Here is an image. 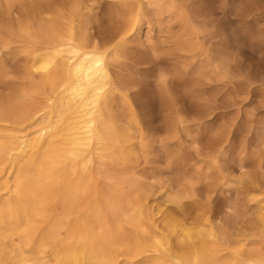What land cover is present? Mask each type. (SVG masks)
Returning <instances> with one entry per match:
<instances>
[{
    "label": "rangeland",
    "instance_id": "1",
    "mask_svg": "<svg viewBox=\"0 0 264 264\" xmlns=\"http://www.w3.org/2000/svg\"><path fill=\"white\" fill-rule=\"evenodd\" d=\"M39 1L66 14L83 4L99 45L129 18V4L140 10L136 30L111 62L119 79L133 82L123 85L115 108L131 147L118 164L102 168L105 189L124 187L130 203L147 197L148 214L160 221L167 215L179 222L192 215L212 219L231 250L238 244L229 237L257 233L264 212V0ZM27 5L0 0L6 104L22 101L30 65L24 48H4L1 38L18 37L17 16L25 20ZM9 6L11 17L4 13ZM8 190L0 186V196ZM43 257L39 264L56 263L54 251Z\"/></svg>",
    "mask_w": 264,
    "mask_h": 264
},
{
    "label": "bare ground",
    "instance_id": "2",
    "mask_svg": "<svg viewBox=\"0 0 264 264\" xmlns=\"http://www.w3.org/2000/svg\"><path fill=\"white\" fill-rule=\"evenodd\" d=\"M5 10L13 15L11 6ZM83 10L76 3L66 14L28 0L25 20L17 16L18 37L1 38L4 48H24L30 76L23 102L0 98V186H14L0 196V264H39L50 251L55 264H264V212L257 233L229 237L238 244L231 250L212 219L160 221L148 214L147 197L130 203L124 187L102 185V168L131 147L115 108L123 85L133 82L119 79L111 62L140 10L129 4V18L102 45Z\"/></svg>",
    "mask_w": 264,
    "mask_h": 264
}]
</instances>
